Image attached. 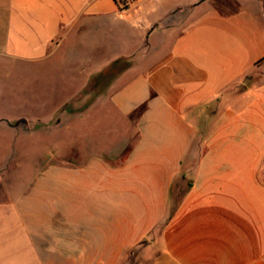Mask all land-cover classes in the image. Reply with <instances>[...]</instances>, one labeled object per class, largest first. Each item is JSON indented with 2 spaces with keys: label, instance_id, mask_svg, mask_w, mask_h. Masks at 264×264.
I'll return each mask as SVG.
<instances>
[{
  "label": "crops",
  "instance_id": "1",
  "mask_svg": "<svg viewBox=\"0 0 264 264\" xmlns=\"http://www.w3.org/2000/svg\"><path fill=\"white\" fill-rule=\"evenodd\" d=\"M0 54L84 87L130 64L91 104L109 145L23 180L0 158V264H264V0H0Z\"/></svg>",
  "mask_w": 264,
  "mask_h": 264
},
{
  "label": "rangeland",
  "instance_id": "2",
  "mask_svg": "<svg viewBox=\"0 0 264 264\" xmlns=\"http://www.w3.org/2000/svg\"><path fill=\"white\" fill-rule=\"evenodd\" d=\"M74 63L69 69L63 64L57 68L53 55L44 61L23 62L0 54V158L4 174L27 179L39 166L62 161L59 156L78 159L87 141L94 148L112 142L109 131L118 127L117 120L105 118L99 105H90L89 119L77 123L70 135L66 133L68 114L76 115L72 110L82 109L91 96L83 94L82 85L89 72L81 70V61ZM83 129L90 134L87 140ZM57 139L65 146L62 151L56 146ZM72 140L78 142L77 152L68 150L66 144ZM131 259L122 264H132Z\"/></svg>",
  "mask_w": 264,
  "mask_h": 264
},
{
  "label": "trees",
  "instance_id": "3",
  "mask_svg": "<svg viewBox=\"0 0 264 264\" xmlns=\"http://www.w3.org/2000/svg\"><path fill=\"white\" fill-rule=\"evenodd\" d=\"M125 61H126L125 58H119L113 61L105 69L91 75L87 86L83 90V94L90 93L91 96L84 103V107L80 110H84L87 107H89L98 95L104 93L108 89L112 81L120 73H122L125 70V68H127L130 65L127 62L125 63ZM67 108L68 110L70 109V107Z\"/></svg>",
  "mask_w": 264,
  "mask_h": 264
}]
</instances>
